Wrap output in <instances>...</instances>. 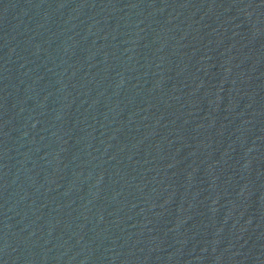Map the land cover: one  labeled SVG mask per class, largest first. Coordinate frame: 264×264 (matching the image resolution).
Returning a JSON list of instances; mask_svg holds the SVG:
<instances>
[{
  "label": "water",
  "instance_id": "water-1",
  "mask_svg": "<svg viewBox=\"0 0 264 264\" xmlns=\"http://www.w3.org/2000/svg\"><path fill=\"white\" fill-rule=\"evenodd\" d=\"M0 264H264V0H0Z\"/></svg>",
  "mask_w": 264,
  "mask_h": 264
}]
</instances>
